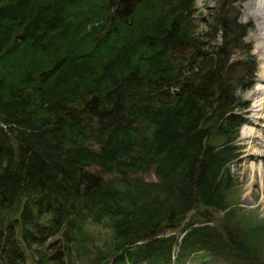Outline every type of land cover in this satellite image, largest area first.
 Instances as JSON below:
<instances>
[{
  "label": "trees",
  "instance_id": "trees-1",
  "mask_svg": "<svg viewBox=\"0 0 264 264\" xmlns=\"http://www.w3.org/2000/svg\"><path fill=\"white\" fill-rule=\"evenodd\" d=\"M243 1L0 0V264H264Z\"/></svg>",
  "mask_w": 264,
  "mask_h": 264
},
{
  "label": "rangeland",
  "instance_id": "rangeland-1",
  "mask_svg": "<svg viewBox=\"0 0 264 264\" xmlns=\"http://www.w3.org/2000/svg\"><path fill=\"white\" fill-rule=\"evenodd\" d=\"M247 1L245 0L239 4L241 10L240 20L250 22L253 25L248 33V37L252 41L253 52L258 60L259 68L254 85L241 93L242 97L249 102V105L242 111L244 120L236 141L240 152L238 157L231 163V174L238 188L239 206L243 211L254 215L257 220L260 219L264 223V183L263 179L261 180L259 175H256L254 169L251 167L252 163L260 164L264 162V153L254 152L253 147L251 148L253 144L246 138V134L252 129L255 131L254 135L257 147L260 150L264 149V117H258V113L255 110V104L259 99L258 94L255 93L258 87V80L260 79L261 66L264 64V59L262 58L264 51L258 45L257 35L259 27L257 22L253 14L244 4ZM213 5L214 0H197V7L201 11V19L209 18V13ZM260 114L262 115L264 112Z\"/></svg>",
  "mask_w": 264,
  "mask_h": 264
},
{
  "label": "bare ground",
  "instance_id": "bare-ground-1",
  "mask_svg": "<svg viewBox=\"0 0 264 264\" xmlns=\"http://www.w3.org/2000/svg\"><path fill=\"white\" fill-rule=\"evenodd\" d=\"M245 6L249 9V11L253 14L255 21L257 22V25L259 27V32L257 35L258 38V45L263 48L264 51V0H249L244 3ZM264 59V54L262 56ZM261 72H260V79L258 80V87L256 89V93L259 96V99L257 103L255 104V110L256 113H258V117H264V64L261 66ZM255 131L252 129L246 134V138L250 140V142L253 144L251 145V148L253 147V151L256 153H264V149L260 150L259 147H257V142H255ZM260 146V144H259ZM251 167L254 169V172L256 175L258 174L261 180L263 179L264 183V162H261L260 164L252 163ZM263 176V178H262ZM264 187V186H263Z\"/></svg>",
  "mask_w": 264,
  "mask_h": 264
},
{
  "label": "water",
  "instance_id": "water-1",
  "mask_svg": "<svg viewBox=\"0 0 264 264\" xmlns=\"http://www.w3.org/2000/svg\"><path fill=\"white\" fill-rule=\"evenodd\" d=\"M173 91L176 92L177 89H173ZM88 143H89L90 145H92V142H91V141H89Z\"/></svg>",
  "mask_w": 264,
  "mask_h": 264
}]
</instances>
